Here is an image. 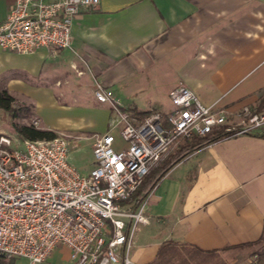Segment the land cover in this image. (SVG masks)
Listing matches in <instances>:
<instances>
[{"label":"crops","instance_id":"0c3cea01","mask_svg":"<svg viewBox=\"0 0 264 264\" xmlns=\"http://www.w3.org/2000/svg\"><path fill=\"white\" fill-rule=\"evenodd\" d=\"M14 1L0 0V22ZM95 83L135 117L168 112L165 99L183 85L239 129L243 109L256 113L264 96V0H100L74 17L68 49L0 48V90L31 102L42 130L55 132L48 118L72 108L64 104L95 102ZM100 105L80 110L105 130ZM145 216L131 264H264V126L185 157L148 194ZM60 247L43 264H72Z\"/></svg>","mask_w":264,"mask_h":264},{"label":"built area","instance_id":"2783aa9c","mask_svg":"<svg viewBox=\"0 0 264 264\" xmlns=\"http://www.w3.org/2000/svg\"><path fill=\"white\" fill-rule=\"evenodd\" d=\"M99 1L15 0L0 22V48L24 55L68 49L74 17ZM92 97L108 106L110 117L108 130L91 136L93 167L86 176L68 160L79 137L55 133L50 140L22 141L0 132V260L43 264L63 246L72 264H131L136 226L147 222V197L135 208L125 201L174 148L227 120L217 102L206 106L183 85L170 92L168 112L151 110L141 119L99 83ZM27 125L41 129L39 118ZM240 125L224 130L249 133L264 126V113L244 108ZM113 130L125 148L113 147Z\"/></svg>","mask_w":264,"mask_h":264},{"label":"trees","instance_id":"16d2710c","mask_svg":"<svg viewBox=\"0 0 264 264\" xmlns=\"http://www.w3.org/2000/svg\"><path fill=\"white\" fill-rule=\"evenodd\" d=\"M33 104L31 102H16V99L6 90H0V111L6 114L10 119V124H7L10 131L17 136L18 139L36 141L50 140L56 134L53 131L35 129L27 124H17V120L27 119L33 114ZM264 111V96L260 100L256 113ZM149 112L138 114V118H143ZM231 132H226L224 127L212 129L209 133L193 137L191 140L181 143L167 156L165 160L153 168L142 180L136 191L130 195L126 204L135 208L138 204L148 196L152 189L164 177V175L176 164L182 161L188 155L230 135ZM0 264H6L0 261Z\"/></svg>","mask_w":264,"mask_h":264},{"label":"rangeland","instance_id":"374dc122","mask_svg":"<svg viewBox=\"0 0 264 264\" xmlns=\"http://www.w3.org/2000/svg\"><path fill=\"white\" fill-rule=\"evenodd\" d=\"M142 104H147L148 102H140ZM165 103L167 105H171L169 99H165ZM81 104V105H78ZM77 105H69L64 104L63 106H71L69 110H64L57 112L56 114L51 115V117L48 118V124L51 125L57 133H63L68 134L72 136H77L80 138L78 141V144L75 148L72 149V153L69 154V163L80 173V175L86 176L91 170L92 167V140H85V137H90L95 133L102 134L105 131L108 130V124L106 126V129L104 130V126L102 123V118L98 117L95 120H90V116L88 112H85L80 110V108L83 107H90V106H82V105H93L97 104V102H78ZM99 104V103H98ZM103 106L104 105H100ZM172 106V105H171ZM130 108V107H129ZM128 111H131V109H128ZM264 113V112H262ZM261 112L259 114H262ZM33 118H38L36 115H32L27 119L17 120V124H29ZM9 117L4 114L2 111H0V132H4L6 134H9L13 137L14 135L7 124H10ZM41 126V122H40ZM242 126V125H241ZM112 135L115 138V142L113 144V147L116 150L123 149L126 146V143L121 139V137L118 134L117 130H113ZM17 137V136H16ZM161 163V162H160ZM62 250V251H61ZM65 254L64 250L58 246V248L53 253L54 256L57 258L60 257V255ZM254 256H252L253 258ZM251 258V259H252ZM254 259V258H253ZM17 264H27V262L24 259H21Z\"/></svg>","mask_w":264,"mask_h":264}]
</instances>
